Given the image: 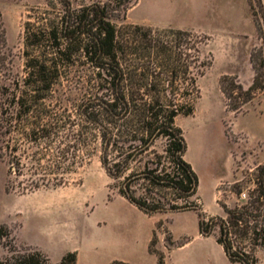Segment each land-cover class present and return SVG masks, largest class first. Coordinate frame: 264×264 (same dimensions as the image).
<instances>
[{"label":"rangeland","instance_id":"obj_1","mask_svg":"<svg viewBox=\"0 0 264 264\" xmlns=\"http://www.w3.org/2000/svg\"><path fill=\"white\" fill-rule=\"evenodd\" d=\"M92 1H110L113 15L123 16L111 18L115 25L172 27L201 36L204 44L200 51L209 58V64L196 79L198 96L192 102L191 113L178 114L173 121L185 140L183 158L197 176L196 204L202 212L224 218L221 205L232 208L245 204L254 188L256 170L264 162V88L235 111L226 108L218 79L227 74L243 87L251 82L248 54L264 37V0H250V4L248 0L70 3L79 6ZM59 7L55 0L48 5L46 0H0V224L10 231L8 238L0 236V257L11 246L20 252L38 249L46 257L43 264L56 262L68 251L75 253V264H108L113 260L157 264L156 255L146 249L153 230L150 248L162 257L177 241L183 243L168 253L166 264H226L212 239L195 237L194 211L146 215L118 198L107 201L118 194L122 177L114 179L104 173L97 150L67 175L65 184L20 191L25 177L8 168L18 155L12 146L26 142L27 130L19 128V122L25 120L21 108L34 106L28 120H35L41 112H46L41 114L44 121L66 118L68 114L78 119L74 108L88 96L87 85L80 77L86 68L82 61L59 65L60 78L46 89H32L25 84L29 70L26 61L44 56L47 46L25 45L23 25L27 21L47 23ZM257 23L261 34L257 33ZM42 44L47 43L43 40ZM19 103L24 105L19 107ZM163 149L164 139H156L132 163L131 170L143 165L170 166ZM132 187L137 195L171 196L168 189L148 186L143 179H134ZM213 234H217L216 228ZM233 239L251 252L244 237L235 235ZM252 254L256 258L253 264H263L264 246L254 247Z\"/></svg>","mask_w":264,"mask_h":264},{"label":"trees","instance_id":"obj_2","mask_svg":"<svg viewBox=\"0 0 264 264\" xmlns=\"http://www.w3.org/2000/svg\"><path fill=\"white\" fill-rule=\"evenodd\" d=\"M55 1L60 7L47 23L27 21L23 25L25 45L47 46L44 56L26 61L29 70L25 84L46 89L60 78L59 65L82 61L86 68L80 77L87 85L88 96L74 108L78 119L68 114L44 121L41 114L46 112L40 111L35 120H28L34 106L21 108L25 120L19 122V128L27 130L26 142L12 146L18 155L8 168L25 177L20 191L65 184L67 175L97 150L104 173L114 179L122 177L117 193L137 209L148 215L192 210L200 235H210L216 228L215 239L230 261L253 264V248L264 246V215L258 222L264 213V162L256 170L254 188L245 204L232 208L221 205L224 218L205 215L196 204L197 176L183 158L185 140L173 121L178 114L191 113L198 96L196 79L209 64V58L200 51L204 44L201 36L172 27L115 25L111 18L119 16L113 15L110 1L79 6H73L70 0ZM50 3L52 0H46V5ZM256 29L261 34L258 23ZM248 62L253 74L246 87L232 75L218 79L230 110H239L264 88V37L249 51ZM158 138L164 139L163 151L171 165H143L131 170L137 157ZM134 179L168 189L171 196L137 195L132 187ZM9 188L6 184L5 190ZM9 235V228L0 224V236ZM235 235L245 238L251 252L234 241ZM152 242L153 232L148 251L156 255L157 264H163V257L150 248ZM6 251L0 264H43L46 260L38 249L20 252L9 246ZM74 263L75 253L68 251L51 264ZM108 264L127 263L114 260Z\"/></svg>","mask_w":264,"mask_h":264},{"label":"crops","instance_id":"obj_3","mask_svg":"<svg viewBox=\"0 0 264 264\" xmlns=\"http://www.w3.org/2000/svg\"><path fill=\"white\" fill-rule=\"evenodd\" d=\"M113 198H118V199H120V200H122V201H124V202H126V203H128L129 205H132V206H134L133 204H131V203H129L125 198H123L121 195H119V194H115V195H113V196H111L110 198H106L107 199V201L108 200H111V199H113ZM135 207V206H134ZM136 208V207H135ZM139 210V209H138ZM141 211V210H140ZM167 213H170V212H167ZM171 213H173V212H171ZM145 214V213H144ZM153 214H155V213H153ZM157 215L158 214H161V213H156ZM146 215H148V214H146ZM150 215H152V214H150ZM152 232H153V230L151 231V234H150V238L148 239V241H147V245H146V249H147V251H148V245H149V241H150V239H151V237H152ZM215 234H210V235H207V236H202V235H200L199 233H198V230H197V232L195 233V237H197V238H199V239H212V241H213V244H214V246H216L219 250H220V253H221V257H222V259H223V261L222 262H225L226 264H241L240 262H237V261H230L228 258H227V256L225 255V253H224V251H223V248H222V246L216 241V239H215ZM173 237V236H172ZM174 241V240H173ZM175 243H176V241H174ZM178 243H176L175 245H172L170 248H169V250L167 251V253L165 254V256L163 257V264H166V261H164L165 259H166V257L168 256V253L172 250V249H175V248H180L181 246H182V244L183 243H179V241H177ZM149 252V251H148ZM149 253H151V252H149ZM153 254V253H152ZM165 258V259H164ZM51 259V258H50ZM51 260H53V261H56V260H54V259H51ZM75 260H76V257H75ZM263 261V264H264V258L262 259ZM114 261V260H113ZM117 261H121V260H117ZM122 262H124V261H122ZM75 264V263H74Z\"/></svg>","mask_w":264,"mask_h":264}]
</instances>
